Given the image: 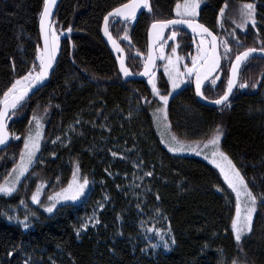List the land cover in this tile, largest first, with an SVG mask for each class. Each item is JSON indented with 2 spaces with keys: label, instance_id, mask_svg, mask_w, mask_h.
<instances>
[{
  "label": "trees",
  "instance_id": "1",
  "mask_svg": "<svg viewBox=\"0 0 264 264\" xmlns=\"http://www.w3.org/2000/svg\"><path fill=\"white\" fill-rule=\"evenodd\" d=\"M128 2L63 0L60 4L53 24L58 35H66L60 42L55 72L10 122V132L20 139L0 152V183L15 166L7 155L19 156L39 108L48 113L40 152L45 162L30 170V177L36 176L34 182L23 181L13 196L0 201L11 207H18L20 201L29 203L37 179L66 186L77 162L82 177L93 182L95 189L83 206L64 207L54 216L35 210L40 222L28 232L0 218V264H264V204L260 200L264 193V60L256 58L244 67L240 82L245 81L248 89L238 88L223 108L200 105L193 86L168 103L170 126L179 139L200 142L217 129L222 131L221 150L257 195L252 232L239 244L231 227L234 197L219 172L200 159L176 156L163 147L153 114L144 104L151 98L147 82H125L102 38L104 17ZM177 2L150 0L152 11L135 21L112 20L110 31L126 51L133 73L143 68V59L135 55H146L150 26L176 18ZM248 2L256 3L257 24L247 34L239 32L243 47L238 49L259 48L264 41V0H204L198 19L219 32L224 4L237 7ZM43 7L44 0H0V94L25 75L33 62L38 63ZM125 31L130 40L124 39ZM176 31L186 36L183 51L189 50L188 38H195ZM225 81L218 88L205 86L209 100L223 94ZM163 88L169 91V84L165 82ZM112 152L127 158L114 159ZM139 164L144 168L135 176L133 166ZM149 171L152 176L146 175ZM134 177L137 184L130 188ZM103 195L110 203L99 215L100 223L79 237L77 231ZM157 212L166 218L175 239L169 254L143 250L142 226L152 217L157 219Z\"/></svg>",
  "mask_w": 264,
  "mask_h": 264
},
{
  "label": "snow or ice",
  "instance_id": "2",
  "mask_svg": "<svg viewBox=\"0 0 264 264\" xmlns=\"http://www.w3.org/2000/svg\"><path fill=\"white\" fill-rule=\"evenodd\" d=\"M204 0H178L175 4L176 19L157 20L152 23V45H156L159 41L164 40V32L168 29H172L168 39L176 41L177 31L176 26H186L191 29L192 33L198 35L199 39L196 42V54L191 56L190 64L183 63V57L177 55V48L179 44H176L171 48L172 56L164 55V47L160 45L159 51H155L154 47H150L149 55L146 57L144 64V71L138 73V75L148 77L149 83L152 85V91L155 96L159 98L163 103V107L157 109L158 123L163 121L165 132L169 131L170 126L167 123V105L169 103V94L162 95L157 87L156 76V61L157 59L163 60L164 72L168 76V80L171 81L172 91H175L181 84L185 83V77L190 80L194 79L195 91L204 100H209V97L205 95L204 85L208 82L209 88L215 86L219 80V70L221 69L222 57H228L231 59V49L227 39L222 41L223 51L221 52V44L218 42V37L208 27L199 22L201 5ZM57 0H44V7L40 18V28L43 32V47L39 50V54L36 57L38 63L33 62L31 69L22 77L16 79L11 85L0 94V146L6 145L10 139V132L8 130L9 120L17 115V111L23 109L29 101V93L32 92L37 86H42L44 81L48 78L53 66L56 62L57 53L60 50V37L57 34L56 26L52 23V10L56 6ZM228 7L227 3L219 11V17L221 18L220 26L223 27V17L225 9ZM142 8L151 12L152 7L150 0H129L128 3H124L119 7H116L112 11L108 12L103 19V34L111 41L112 47L117 53H122L123 48L117 43L109 31V18H113L115 21L117 18H122L123 21L133 22L136 20V14ZM257 8L255 2L244 3L239 9V19L234 20L235 28L246 30L249 25L253 28L257 24ZM259 30L257 29V32ZM68 33L72 32V28L67 29ZM236 39L237 45L243 47L240 44L238 38L235 37V29L229 33ZM124 39L130 40V36L127 31L124 33ZM254 53L264 54V41H261V46L248 47L246 50L235 54L234 62H231L230 76L226 82V91L223 92L219 98L212 100L211 102L216 105H225L229 101V97L232 96L233 90L237 87L246 88L247 83L240 82L239 74L243 64L249 61L253 57ZM190 55V54H189ZM181 66L186 69V72L180 71ZM120 70L124 77L133 75L131 70L125 66V60L123 57L120 59ZM256 85H253L255 87ZM31 123L34 125L24 140L23 150L19 153L18 162L11 169V172L6 176L3 183H0V195L12 196L17 192L21 186L22 181L30 179V170L34 165L42 163L43 161L38 157V153L41 152V142L44 137L43 124L39 116L33 114ZM222 133L219 129L216 130L212 138L202 146L200 144L185 145L178 141L175 136H171L169 143V150L173 153L208 149L209 155L212 157V163L223 174L224 181L227 182L228 187L235 194V216L232 220L231 227L234 230L235 241L240 242L242 236L252 232L253 217L257 211V195L253 194L248 187L245 176L241 173L240 169L220 149V139ZM11 138L19 140L20 137L12 136ZM60 138L57 137V140ZM56 141H53L55 143ZM174 145V146H173ZM55 156V153H52ZM113 156H116V152H112ZM207 158V157H206ZM15 159V157H14ZM139 166V165H137ZM147 176H152V172L146 173ZM59 181V178H57ZM89 180L86 177H82L79 162L75 164L74 171H72L71 179L66 183V186H60L59 191H54L46 196L47 203L44 204L41 200L44 195V189L47 187L45 182H41L36 186L35 192L31 196V201L37 205H41L43 210L48 214H53L59 207H64L67 203L79 201L85 196V191L89 187ZM159 197L157 196V199ZM261 203L264 204V193L260 194ZM24 204V201H20ZM102 207V205L100 206ZM3 215L8 220H16L20 223L24 229H28L31 226V222L28 215H25L21 220L19 216L8 215L7 212ZM159 216L160 213L157 212ZM35 216V213H32ZM93 221L95 224H99V219L93 215V217L86 220L77 231H86ZM147 231L153 232L158 236L164 249L170 250L169 238L172 243H175L174 236H170L171 228L169 225L166 231L163 228L151 227ZM152 248L160 247V244L151 245ZM12 255V253H9ZM27 264V262H26ZM235 264V262H233Z\"/></svg>",
  "mask_w": 264,
  "mask_h": 264
},
{
  "label": "rangeland",
  "instance_id": "3",
  "mask_svg": "<svg viewBox=\"0 0 264 264\" xmlns=\"http://www.w3.org/2000/svg\"><path fill=\"white\" fill-rule=\"evenodd\" d=\"M202 6H203V3L201 5V7ZM240 6H237V7H230V6H228L225 9V14H224V17H223V20H222L223 27L220 26L219 32L215 31L217 33V35L219 36V38H220V42H221V52L223 51L222 41L224 39H227L228 40L229 47L231 49V59H229L228 57H223V62H224L223 64H224V66L222 67V70L219 73V80L217 81V84L215 86H213L212 88H218L219 86H221V84L225 81V79H226V81H225V87H226V82H227V79L229 78V70H230V67L227 66L228 65L227 63L228 62H234V56H235V54L246 50V49H238V45H237L236 39L233 36L229 35V33L232 32L233 29H235V37L238 38V40L240 42L239 32L247 34V33H249L250 29H255L256 28V27L253 28L251 25H249V27L246 30L239 29V28H235V24L233 23V21L239 19V9H240ZM227 17L228 18L230 17V20H231L230 23H228L229 22V19H227ZM220 24H221V20H220ZM170 33L168 34L166 40L161 44L164 47V55L165 56H172L173 53L171 52V48L173 46H175L176 44H179V47L177 48V53L176 54L179 55L180 57H183L184 58L183 61H182V64L183 63H187L188 66L191 67V64H190L189 61L191 59V56H194L196 54V42H197V40L199 38H195V39H189L188 38V41H189L188 44L191 46V48L189 46L188 47L189 50L186 49V51L185 50L183 51V48L186 46V43L184 41L186 39V36L184 34H182L181 32H177L176 41L174 42L173 40L168 39V37L170 36ZM65 35L66 34H60L59 35L60 42H61V39L63 37H65ZM183 41H184V43H183ZM193 45H194V47H193ZM158 51H159V48H158L157 52ZM58 56H59V52L57 53L56 61L58 59ZM135 57H139V58L143 59V67H144V64H145V61H146V57H147V53H146V55L144 57L141 54L140 55L136 54ZM163 64H164V61L163 60H159L158 68H157V71H156L155 80H156L157 87L159 88L160 93L162 95L171 93L170 96H169V100H170V98H172L174 95L178 94L179 91H181V90H183V89H185V88H187L189 86H192L193 79L190 80L186 76L184 78L185 79V83L181 84L180 87L178 89H176L175 91H172L171 81L168 80V76L164 72ZM141 69H143V68H141ZM180 71L182 73H184V72H186V69L183 66H181ZM140 72H141V70L138 71V73H140ZM165 82H167L169 84V91H166V92H165V90L163 88V84H165ZM244 83H245V81H244ZM146 84H147V88L150 90L151 98L149 100L146 99L147 101L144 100V104H145V106L147 108H149L151 110V112L153 114L154 126H155L156 132L158 134V137H159V139H160L161 144L163 145V147L170 154H173V155H176V156H181V157H189V158L200 159V160L206 162L207 164H209L210 166H212L213 168H215L219 172V174H220V176L222 178V181L225 184V186L233 194L234 201H235V194H234V192L228 187L227 182L224 181L223 174L220 172V170L212 163V157L209 155V150L208 149L198 150V152L184 151V152H177V153H173V152H171L169 150V143L171 141V136H175L178 141H180L181 143H183L185 145L200 144L202 146L203 144L207 143L212 138V136L215 133L211 136L210 139L205 140V141H200V142H189V141H183V140L179 139L175 135V133L172 131L171 126H170L169 117H168V105H167V123L170 126V128H169V131L168 132H165L164 122L161 121V122L158 123L157 116L154 115V113H157V109L163 107V103H162V101L159 100L158 97L155 96L154 92L152 91V85H151V83H149V80L147 81ZM239 89L241 91H245L246 89H248V87H246V88H239ZM21 114L22 113L17 114L16 116L12 117L9 120V123L8 124L10 125V122L16 120L17 117H19V115H21ZM34 114L40 117L41 123L43 124V129L42 130H43V133H44V130H45L46 124H47L46 119H47V114L48 113L44 112L43 110H41L39 108L37 111H35ZM31 121H32V118H31ZM33 127H34V125L32 123H30L29 131L32 130ZM220 132L222 133L221 130H220ZM222 137H223V133H222V136H221V139H220V149H221ZM15 141H18V140H15ZM23 143H24V141H23ZM42 145H43V140L41 142V147H42ZM22 150H23V145H22L21 151ZM37 155H38V157H40V153H38ZM7 157L9 158V161L12 164L18 162V157L14 156V155L9 154V155H7ZM14 157H15V159H14ZM111 157L114 158V159H119V160H125L127 158V157H123V156H121L119 154H117L116 156H113L111 154ZM16 158H17V161H16ZM40 159L43 161L42 163L45 162V159L43 157H40ZM39 164H41V163H39ZM143 168H144V165H142V164H139L138 167L134 165L133 166V171H134L135 176H138L139 174H141ZM11 169L9 170V173L11 172ZM35 177L36 176H34L33 178L31 177L28 180V182H34L33 179ZM123 178L126 179L125 176H123ZM36 181H37L36 182L37 185L40 184L42 181L47 184V187L44 189V195H42V197H41L42 202L44 204H46L47 203L46 196L48 194H51L54 191H59L60 184L58 182H54V183L47 182L45 179H43V180L42 179H37ZM136 184H137V177H134V178L131 179V181H129L130 188H132V186H135ZM94 187H95V184L93 182H90L89 183V187L85 191V196L84 197H82L79 201L67 203L64 207L65 208H69V207H72V206L73 207L74 206L75 207L83 206L87 202V200L90 197V195L93 192V190L95 189ZM221 192H222V190H221ZM27 194L28 193L25 191V196ZM0 197L1 198L2 197L10 198L11 196L0 195ZM24 202H25L24 204H19L18 207H11V206H8L7 205L6 201L1 200L0 201V218L3 219V220H5L9 224H13V225H17V226L21 227L25 232H28V231L34 229V227L40 222V216L35 212V210H39L40 212L45 213V214H47L49 216H54V215H57L59 213L60 209L64 208V207H59L58 206V210L55 213L48 214V213H46L43 210V208L41 207V205H37L34 202H32L31 201V198L29 200V203H27L26 201H24ZM109 203H110V199L108 198V196L107 195H103L101 197V199L99 201H97V203L95 204V207L93 208V211H92V215L89 218H91V217H93V215H95L99 219V215L101 214L102 211H104L106 209V207L109 205ZM101 205H102V207H100ZM256 207H257V210H258V207H259L258 201H257ZM5 212H7L8 215H11V216H19L21 220L24 219L25 215H28L29 216V219H30V222H31V226L28 229H24L23 226L20 223H18L16 220H11V221L8 220L3 215V213H5ZM257 212L258 211H256V213L254 214L253 223H254L255 216H256ZM32 213H35V216H32ZM89 218L85 219L84 222L86 220H88ZM157 224H161V226H157ZM97 226H98V224H95V221H93L92 225H90L88 229L95 228ZM153 226L156 227V228H158V229L159 228H163L166 231L169 228V225H167L166 218H164L162 216H159L157 219L156 218H153V217L150 218L148 220V222L142 226V230H141V239H142V242H143V247H144L143 250H144V253H146V254H154V255H156L158 253L169 254L175 248V243H172L171 242V239L169 238L170 250L164 249L163 246H162V242H160L159 239H158V236L155 233H153V232L147 231L149 228H151ZM88 229L86 231L79 232V235L78 236L79 237L82 236V234L86 233L88 231ZM252 229H253V225H252ZM249 234L250 233H247L244 236H242L241 241L238 242V243L241 244V242L243 241V239L246 236H248ZM170 236H172V233H170ZM153 244H160V247H158V248H152L151 245H153Z\"/></svg>",
  "mask_w": 264,
  "mask_h": 264
},
{
  "label": "water",
  "instance_id": "4",
  "mask_svg": "<svg viewBox=\"0 0 264 264\" xmlns=\"http://www.w3.org/2000/svg\"><path fill=\"white\" fill-rule=\"evenodd\" d=\"M63 0H57V3H56V6L53 8L52 10V23H54V20H55V17H56V14L58 12V9L60 7V4ZM147 11V9H144L142 8L140 11L137 12L136 14V19H138L142 14H144L145 12ZM41 18V17H40ZM118 20H120L121 22H126V21H123L122 18H117ZM176 19V18H174ZM113 18H109V31H110V24L112 22ZM200 23L204 24L203 22L199 21ZM206 27H208L215 35H217V33L212 29L210 28L209 26H207L206 24H204ZM172 29H168L164 32V40L162 41H159L156 45H152V30H151V26L148 30V34H147V39H148V49H147V56L149 55V49L150 47H154L155 51L158 50L159 46L166 40L167 36H168V33L171 31ZM176 30H181V31H184L186 32L187 34L191 35L192 37H195V38H199L198 35H195L192 33L191 29H188L186 26H176ZM39 32H40V36H41V43H42V47H43V32L41 31V28H40V22H39ZM111 32V31H110ZM112 34V33H111ZM101 35H102V38L104 40V42L106 43V45L108 46V48L110 49L111 53L113 54L115 60H116V63H117V66H118V70H119V73L121 75V77L123 78V80L125 82H146L148 80V77L146 76H142V75H138V74H134L129 76V77H124L123 73L121 72L120 70V59L121 57L124 58L125 60V66L128 67V58H127V54H126V51L124 50L122 53H117L116 50L112 47V44H111V41L108 40V38L103 34V26H102V31H101ZM113 36V35H112ZM218 37V42H220V38L219 36L217 35ZM114 38V36H113ZM115 39V38H114ZM117 43L120 45L121 48H123V46L120 44V42L118 40H116ZM221 44V42H220ZM124 49V48H123ZM256 58H260V59H263L264 60V54H260V53H254L253 54V57L249 59V61H247L245 64H243L241 66V69H240V74H239V80H240V77H241V74H242V71L244 69V67L251 61H253L254 59ZM146 62V61H145ZM158 62L159 60L157 59L156 61V70H157V67H158ZM55 66H56V62L53 66V69L52 71L50 72L48 78L44 81L43 85L42 86H37V88H34L32 90V92L29 93V100L32 99L46 84L48 81H50V79L52 78L54 72H55ZM222 67H223V57L221 59V69L219 70V73L220 71L222 70ZM129 68V67H128ZM130 69V68H129ZM131 70V69H130ZM144 71V67L143 69L141 70L140 73H142ZM229 76H230V70H229ZM208 84V82H205V85H204V88L205 86ZM192 85H193V88H194V91H195V82H194V79H193V82H192ZM238 87L235 88L233 90V94L232 96L229 97V101L226 102L225 105H216L214 103H212L211 101L212 100H204L202 97H200L196 91H195V95H196V99H197V102L202 105V106H205V107H208V108H213V109H220V108H223L224 106H226L232 99V97L234 96V94L236 93ZM204 90V89H203ZM9 123V122H8ZM8 130H9V124H8ZM10 132V130H9ZM11 136H10V139L9 141L7 142L6 145H3V146H0V152H3L5 150H7L8 148H10V146L13 144V141L14 139L11 138L13 136V134L10 132Z\"/></svg>",
  "mask_w": 264,
  "mask_h": 264
},
{
  "label": "flooded vegetation",
  "instance_id": "5",
  "mask_svg": "<svg viewBox=\"0 0 264 264\" xmlns=\"http://www.w3.org/2000/svg\"><path fill=\"white\" fill-rule=\"evenodd\" d=\"M129 67V66H128ZM132 71V70H131ZM135 74V73H134ZM138 74V73H137ZM147 82V81H146Z\"/></svg>",
  "mask_w": 264,
  "mask_h": 264
}]
</instances>
